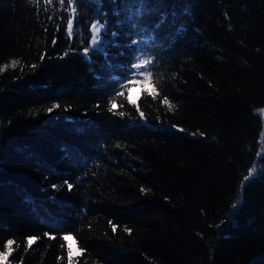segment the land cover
Wrapping results in <instances>:
<instances>
[{"label":"trees","instance_id":"16d2710c","mask_svg":"<svg viewBox=\"0 0 264 264\" xmlns=\"http://www.w3.org/2000/svg\"><path fill=\"white\" fill-rule=\"evenodd\" d=\"M100 5L111 19V0H74L80 33L74 27L69 39L68 0H0V251L15 241L8 264H70L64 235L82 251L71 264H264V0H162L178 15L147 52L152 95V83L122 89L113 79L132 73L135 33L109 49L113 69L101 56L98 65L85 60ZM116 90L123 95H110ZM113 100L123 117L108 111ZM53 104L60 109L48 113Z\"/></svg>","mask_w":264,"mask_h":264},{"label":"snow or ice","instance_id":"6c2138e0","mask_svg":"<svg viewBox=\"0 0 264 264\" xmlns=\"http://www.w3.org/2000/svg\"><path fill=\"white\" fill-rule=\"evenodd\" d=\"M32 2V0H30ZM46 4H51L52 0H44ZM111 3L115 5L112 9L110 15L102 14L101 8L98 7L97 9V17L90 21L88 24V32L90 33V40L87 46L83 48V56L85 60L90 64L98 65V61L94 60V56H101L105 60L104 67L107 69H113L115 66L111 63L107 62V58L109 56V49L119 46V42L121 37L127 33V36L131 38L133 33H135V38H131V45L129 50L133 53V59L130 61L131 70L134 71V75L128 77L126 72L122 73L124 79L121 80L119 77H113L118 83L121 84L122 89L126 87L125 81L129 83H152V94H158L156 85L153 83V76L156 72L155 61L147 55V52L150 50L151 46L158 43L162 37L160 35L162 29L165 25H171L174 27V24L170 22L169 17L171 16L173 20H175L176 16L178 15L175 10L172 11H165L163 10L162 0H111ZM59 4L61 6L64 5V0H59ZM70 14L66 19V33L67 37L71 39L74 35V27L76 34L80 33V22L77 21L78 10L76 6H73L74 0H68ZM47 11V9H45ZM158 16V20L152 24H143L141 25V21L144 20L147 16ZM52 17L49 16V20ZM119 27L120 31H116L115 29ZM57 30H59V26H57ZM183 27L180 29V32H183ZM111 39H108V37ZM56 41L53 40V44ZM136 53H140L136 55ZM41 60H43V56H41ZM12 67H15L17 64L20 63L19 60H12ZM7 67V65H5ZM33 68L36 65H32ZM98 68L90 67L89 71L96 75ZM2 71V69H0ZM99 78V77H98ZM158 79V77H157ZM110 95H123L122 90H116ZM163 103L168 106L169 111L174 109V105H172L167 98L163 100ZM59 104H53L51 107L47 109L48 113H52L53 111L60 109ZM117 104L115 101H110V106L108 108L109 112H112L113 115H119L121 117L124 116L123 112L116 111ZM69 107H65L64 111H69ZM139 112V116L141 120L145 119V114L143 111H140L139 108L137 109ZM262 114H264V110H260ZM176 127V126H173ZM178 131L183 132V128H178ZM254 173H256V168L254 167L247 176L244 177V183L241 185V189L247 185L252 179H254ZM67 188L69 191L73 189V184L68 183ZM55 188L56 185H53ZM141 191H145L143 188ZM242 200H236L232 208L236 210ZM235 211L233 212V215ZM231 221H224L222 223H230ZM113 232L116 231V227H113ZM130 234L129 229H125ZM45 235H48L45 233ZM50 239H55V236H49ZM38 237L31 236L26 239V250L30 249L36 242ZM63 239L67 241L68 237L64 236ZM15 243L14 240L9 239L5 245V251H0V264H8L9 257L12 255L14 249L13 244ZM78 251H81L78 249ZM82 254V251H81ZM69 261L71 264V249H69Z\"/></svg>","mask_w":264,"mask_h":264},{"label":"rangeland","instance_id":"374dc122","mask_svg":"<svg viewBox=\"0 0 264 264\" xmlns=\"http://www.w3.org/2000/svg\"><path fill=\"white\" fill-rule=\"evenodd\" d=\"M140 53H136V55H139ZM132 75H134V71L132 70V73L129 77H131ZM145 84V85H144ZM143 84V87L145 88H149L148 87V84L144 83ZM140 89L141 87L140 86H131L130 89H129V99L132 101V102H135L138 98V95H139V92H140ZM64 236H67L68 239H67V246L69 249H71V255H77L80 251H78V247L74 241V238L71 236V235H64Z\"/></svg>","mask_w":264,"mask_h":264},{"label":"bare ground","instance_id":"6f19581e","mask_svg":"<svg viewBox=\"0 0 264 264\" xmlns=\"http://www.w3.org/2000/svg\"><path fill=\"white\" fill-rule=\"evenodd\" d=\"M129 38V37H128ZM130 41V40H129Z\"/></svg>","mask_w":264,"mask_h":264}]
</instances>
